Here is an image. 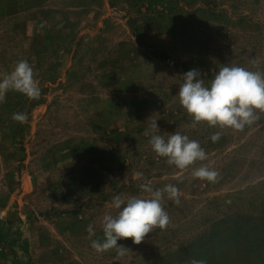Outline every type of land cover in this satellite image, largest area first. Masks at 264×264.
Here are the masks:
<instances>
[{"label":"rangeland","instance_id":"obj_1","mask_svg":"<svg viewBox=\"0 0 264 264\" xmlns=\"http://www.w3.org/2000/svg\"><path fill=\"white\" fill-rule=\"evenodd\" d=\"M20 60L41 95L0 102V264H264V114L194 125L177 95L191 69L206 83L224 64L264 72V0H0V76ZM152 120L207 159L169 166L143 135ZM201 166L215 182L194 178ZM146 182L179 189L162 200L168 226L97 253L113 196Z\"/></svg>","mask_w":264,"mask_h":264},{"label":"clouds","instance_id":"obj_2","mask_svg":"<svg viewBox=\"0 0 264 264\" xmlns=\"http://www.w3.org/2000/svg\"><path fill=\"white\" fill-rule=\"evenodd\" d=\"M180 78L179 102L194 125L206 123L209 127L243 130L256 122L259 114H264V72L224 64L208 83L199 69H191ZM9 91L18 92L30 100L40 97L41 89L27 60L18 61L10 73L0 76V102L4 101ZM12 119L23 124L27 122L28 115L13 113ZM143 135L150 137L152 150L169 166L184 170L196 161L207 159V153L198 141L178 131L161 133L157 120H152ZM220 138L219 132L210 137L213 143ZM192 174L194 178L208 182H215L218 176L217 171L207 166L194 169ZM140 189L146 195L126 199L120 195L113 196L111 207L116 210V215L106 214L102 220V238L91 240V247L97 253L115 249L117 255L123 257L130 250L119 245L118 241L131 239L133 244L139 245L149 233L168 226L170 218L162 200L166 196L179 204V189L173 184L154 189L151 182L142 183ZM87 231L90 236L94 235L92 225ZM193 264H203V261H193Z\"/></svg>","mask_w":264,"mask_h":264},{"label":"crops","instance_id":"obj_3","mask_svg":"<svg viewBox=\"0 0 264 264\" xmlns=\"http://www.w3.org/2000/svg\"><path fill=\"white\" fill-rule=\"evenodd\" d=\"M228 263H231V260H230V262H228Z\"/></svg>","mask_w":264,"mask_h":264}]
</instances>
